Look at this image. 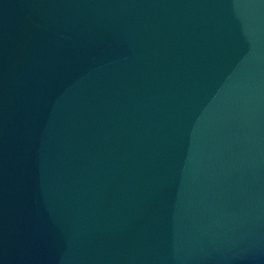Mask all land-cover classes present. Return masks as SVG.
<instances>
[{"label": "water", "instance_id": "95a60500", "mask_svg": "<svg viewBox=\"0 0 264 264\" xmlns=\"http://www.w3.org/2000/svg\"><path fill=\"white\" fill-rule=\"evenodd\" d=\"M0 264H264V0H0Z\"/></svg>", "mask_w": 264, "mask_h": 264}]
</instances>
